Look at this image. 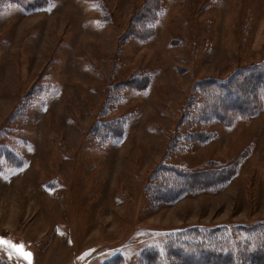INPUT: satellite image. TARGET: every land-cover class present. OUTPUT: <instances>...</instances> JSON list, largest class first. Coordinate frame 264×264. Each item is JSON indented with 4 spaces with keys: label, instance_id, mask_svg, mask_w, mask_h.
<instances>
[{
    "label": "rangeland",
    "instance_id": "1",
    "mask_svg": "<svg viewBox=\"0 0 264 264\" xmlns=\"http://www.w3.org/2000/svg\"><path fill=\"white\" fill-rule=\"evenodd\" d=\"M11 2L0 0V261L182 264L205 249L221 264L264 250V98L226 124L198 88L237 96L251 67L264 74V0ZM144 4L158 7L147 30L132 25ZM231 164L224 184L166 193L191 183L179 173Z\"/></svg>",
    "mask_w": 264,
    "mask_h": 264
},
{
    "label": "trees",
    "instance_id": "2",
    "mask_svg": "<svg viewBox=\"0 0 264 264\" xmlns=\"http://www.w3.org/2000/svg\"><path fill=\"white\" fill-rule=\"evenodd\" d=\"M12 4L19 3L23 5L28 10H33L37 8L48 7L50 5V0H11ZM144 13L138 17H134L135 13L132 16V25H141L145 27V30L150 29L149 23L154 21L151 19L152 11L157 10L158 7L154 5H146L143 6ZM143 37H146L143 35ZM262 69V65L258 67H251V72L245 74L244 78L246 79L244 83H241L240 88L237 89L239 91V95H234L232 93L233 90L228 89L225 84H217L216 86H206L207 83H217L216 81H202L198 82L199 90H206L208 93L213 94L214 99L207 98L206 99V107L210 106L214 116L216 119H219L221 122L226 124H231L232 121L235 119L236 115L242 116H250L252 115L256 107L259 105L260 95L264 98V74L263 72H259L258 69ZM239 73V72H238ZM240 78L238 75L236 79ZM232 81H235L233 79ZM30 93V92H29ZM198 105L203 106L201 102H196ZM208 105V106H207ZM113 124H119L118 134L121 133L123 130L121 129L120 119L113 122ZM112 124V125H113ZM108 129V124L104 125H97L95 128V132L97 131H104ZM106 134V133H104ZM116 135V134H115ZM236 164H231L221 169H204V170H196V171H187L186 173H179L180 175L185 174L186 177L191 174V183L185 185L182 183L181 185H177L176 182H173L172 185H169L166 190V193L169 197H173L174 195L177 197L181 196L184 192L190 190H197L202 188H211L213 186H218L224 184L233 176L237 170ZM175 189V190H174ZM174 190L172 192H169ZM253 254H249L248 259H241L239 257H235L231 252L230 253H222L220 255V263L221 264H264V250L258 254V250L252 251ZM196 257L200 256L199 264H212L213 263V256L211 250H201L199 252H195ZM209 255V256H208ZM196 257H188L183 254H179V259L182 264H193L190 261V258ZM240 260V261H239ZM0 264H4L1 260ZM161 264V263H158ZM195 264V263H194Z\"/></svg>",
    "mask_w": 264,
    "mask_h": 264
},
{
    "label": "snow or ice",
    "instance_id": "3",
    "mask_svg": "<svg viewBox=\"0 0 264 264\" xmlns=\"http://www.w3.org/2000/svg\"><path fill=\"white\" fill-rule=\"evenodd\" d=\"M5 242L3 240H0V244H4Z\"/></svg>",
    "mask_w": 264,
    "mask_h": 264
}]
</instances>
